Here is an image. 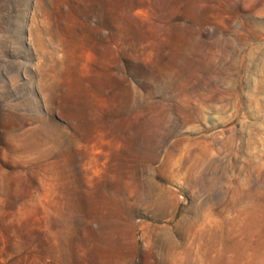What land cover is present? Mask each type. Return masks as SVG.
Masks as SVG:
<instances>
[{
    "label": "rangeland",
    "instance_id": "obj_1",
    "mask_svg": "<svg viewBox=\"0 0 264 264\" xmlns=\"http://www.w3.org/2000/svg\"><path fill=\"white\" fill-rule=\"evenodd\" d=\"M0 264H264V0H0Z\"/></svg>",
    "mask_w": 264,
    "mask_h": 264
}]
</instances>
